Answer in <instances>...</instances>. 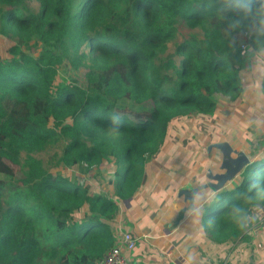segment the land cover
Masks as SVG:
<instances>
[{"label": "trees", "instance_id": "trees-1", "mask_svg": "<svg viewBox=\"0 0 264 264\" xmlns=\"http://www.w3.org/2000/svg\"><path fill=\"white\" fill-rule=\"evenodd\" d=\"M26 1L0 0V158L25 156L20 177L0 180V264H99L148 161L173 146V130L217 141L239 111H264V99L245 89V61L227 31L234 13L222 0H34L36 8ZM184 24L196 31L184 33ZM246 30L233 35L242 41ZM259 84L264 90V78ZM123 99L150 106L116 104ZM20 104L27 123L14 132ZM113 114L122 120L119 135L108 134ZM59 139L61 154L46 164L37 154ZM250 156L200 217L218 264L237 241H264L228 215L249 184H264V144ZM56 166H94L98 181L50 172ZM103 185H113L111 196Z\"/></svg>", "mask_w": 264, "mask_h": 264}, {"label": "crops", "instance_id": "crops-1", "mask_svg": "<svg viewBox=\"0 0 264 264\" xmlns=\"http://www.w3.org/2000/svg\"><path fill=\"white\" fill-rule=\"evenodd\" d=\"M181 137V140L175 138L167 153L148 161L145 182L135 199L124 205L128 218L123 216L120 226L137 238L136 247L125 254L127 264H185L189 253L194 256V264L219 263L218 245L207 242L201 219H186L184 210L188 206L186 200L199 190L197 181L200 178L205 180L203 187L210 191L215 192L223 186L227 178H223L224 152L209 151L207 147L214 146L213 143L201 142L200 137L194 140L188 129ZM111 187L107 189L109 196L113 191ZM177 207L181 210L176 211ZM258 226L253 224L252 232ZM254 236H258L257 232ZM252 244L260 247L253 257L242 255L248 246L237 241L230 248L228 259L220 254L222 264L226 261L228 264H264V241L255 243L252 240Z\"/></svg>", "mask_w": 264, "mask_h": 264}, {"label": "rangeland", "instance_id": "rangeland-1", "mask_svg": "<svg viewBox=\"0 0 264 264\" xmlns=\"http://www.w3.org/2000/svg\"><path fill=\"white\" fill-rule=\"evenodd\" d=\"M27 4L32 7L36 8L38 3L34 0H27ZM182 30L184 33H190V32H195L196 30L193 29L191 26L184 24L182 26ZM249 36V31L248 29L244 32L243 34V40L242 41H247ZM1 44V43H0ZM3 56L4 54L1 53ZM241 76L242 79L244 80L245 84V89L247 88L248 90H253L254 87H247L249 85H254L255 83V76L253 75L252 71L249 69L248 64L244 63L242 66L241 70ZM215 100H218L217 102L220 105L221 113L227 116H230V114L233 112L231 110H228L224 108L223 106L226 105V103H220L218 97H215ZM117 105L120 106H129L133 109H140V108H149L150 105L144 104V105H135L133 102L123 99L119 100L116 102ZM16 112H13V115L11 114V120L13 123V130L14 132H18L21 130L23 127L26 125V119L22 116L23 112H25L24 106L22 104L16 105L14 107ZM249 110V113H246V111ZM260 108H253V107H248L245 112L241 113L239 111L240 118H238L236 125L234 127H226L225 129H229L228 131L230 134L224 133L219 136V139L217 141H213L214 146H208L207 149L210 150H216L217 152H224V161H223V170H224V176L225 178L227 175H231L239 170L242 164H244L245 161L249 160L251 157V152L253 148L260 149L263 147L264 144V121L258 120L259 117L264 116V111H259ZM241 119L242 121H239ZM250 119V120H249ZM185 125L187 126V121L184 122ZM243 127H241L240 125ZM189 128V127H188ZM187 128V129H188ZM183 129V132L179 135L176 136L175 138H179L180 140L182 139V134L187 130ZM239 130V132L237 131ZM178 133V129L173 130ZM221 136L223 138H221ZM179 139H176L178 141ZM65 141L63 139H59L55 143L49 144L48 148L43 151L38 153L37 155L40 156L46 164L53 163L58 156L61 154V151L63 149ZM247 144V145H245ZM259 157V155H256V159ZM24 157H22L17 163L13 162H8L2 158H0V180H6V181H11L15 180L16 178L20 177L25 170V165H24ZM81 172L77 169H72L70 167H64V166H56L50 169V172L52 173H59V172H66L70 173L73 177H77L79 179L83 180H89V181H94L91 177L88 176V174H92L98 181V174L99 170L98 168L92 166V167H85L83 166L81 168ZM99 178H101L99 176ZM222 180V177L220 178ZM109 186V187H108ZM111 186L113 185H103L101 189L104 191V193H107V189L109 190L112 188ZM123 217H120L118 220L115 221L114 227H119L120 224L123 223ZM257 228V234L258 236H261V238L264 240V220L261 222V224L258 227H255L254 230ZM254 230L252 232V225L251 228L248 230V234L252 236L254 234ZM254 239V238H253ZM248 247L242 252L241 254L244 256H251L255 253H258V250H260L259 246L253 247L252 242L250 241L251 245L249 244L248 241H243ZM258 248V250H257ZM229 254V253H228ZM228 254H227V259H228Z\"/></svg>", "mask_w": 264, "mask_h": 264}, {"label": "clouds", "instance_id": "clouds-1", "mask_svg": "<svg viewBox=\"0 0 264 264\" xmlns=\"http://www.w3.org/2000/svg\"><path fill=\"white\" fill-rule=\"evenodd\" d=\"M222 10L231 11L233 16L228 18L227 31L230 37V46L239 51V55L253 75L257 77L254 85L255 97L264 99V90L260 89L259 78H264V0H222ZM247 26L250 32L248 41H239L233 33H238ZM111 123L108 125V134L120 133L121 117L111 115ZM200 186L198 191L192 193L186 200L185 218L199 220L206 211V206L214 201L217 193L203 187L205 180L197 181ZM241 204H232L228 215L241 230L248 229L250 225L261 219L264 214V184L253 181L247 189L238 194ZM179 207L176 211H180ZM185 264H194L192 253L187 255Z\"/></svg>", "mask_w": 264, "mask_h": 264}, {"label": "built area", "instance_id": "built-area-1", "mask_svg": "<svg viewBox=\"0 0 264 264\" xmlns=\"http://www.w3.org/2000/svg\"><path fill=\"white\" fill-rule=\"evenodd\" d=\"M114 233L117 241L104 253L99 264H127L126 252L136 247L137 238L130 231L119 228Z\"/></svg>", "mask_w": 264, "mask_h": 264}, {"label": "bare ground", "instance_id": "bare-ground-1", "mask_svg": "<svg viewBox=\"0 0 264 264\" xmlns=\"http://www.w3.org/2000/svg\"><path fill=\"white\" fill-rule=\"evenodd\" d=\"M117 229H119V227H116Z\"/></svg>", "mask_w": 264, "mask_h": 264}]
</instances>
